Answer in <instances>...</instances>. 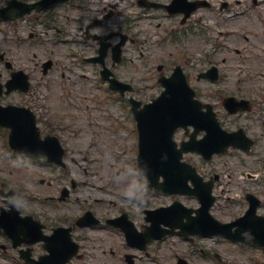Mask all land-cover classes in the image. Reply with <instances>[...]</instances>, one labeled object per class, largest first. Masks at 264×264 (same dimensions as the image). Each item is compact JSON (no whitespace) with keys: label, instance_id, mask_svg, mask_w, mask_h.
I'll use <instances>...</instances> for the list:
<instances>
[{"label":"rangeland","instance_id":"374dc122","mask_svg":"<svg viewBox=\"0 0 264 264\" xmlns=\"http://www.w3.org/2000/svg\"><path fill=\"white\" fill-rule=\"evenodd\" d=\"M211 2V7L194 14L192 27L181 39L176 35L164 37V29L172 25L173 18L160 19L162 24L158 26L157 20L141 21L140 28L144 30L142 38L150 33L149 40L141 39L143 43L136 44L128 42L124 49V62L116 70L120 78L134 84L135 88L129 95L142 103L156 97L162 90L158 82L161 73L157 66L168 62L170 68L178 63L184 66L192 86L198 91V97L204 102H222L224 96L239 88L242 91L239 94L247 98L256 101L264 98V53L260 50H264V0ZM224 2L228 4L224 6ZM3 4L4 0H0V6ZM67 7L55 10L56 17L48 21L52 24L48 29L41 20L31 22L30 18L1 24L0 54L6 52V57L17 69H24L31 75V90L28 93L16 92L10 100L29 103L41 120L46 122L39 123L40 128L62 137L67 150L66 172L79 185L65 203L44 201L46 195L55 194L60 187L56 182L52 187H46L41 180L60 174L62 169L54 170L42 158L14 155L6 145L7 137L0 132V188L17 189L19 194L15 204L23 212L35 216L41 213L52 218L61 214L78 216L81 211L91 207L103 216L113 217L125 210L135 218L137 226L146 223V208L168 205L176 199L188 206H199L195 196L160 193L149 187V181L140 175L134 137L127 134L130 126H119V122L127 119L128 101L110 92L98 73L99 67L96 70L93 64L83 65L82 68L74 64L78 59L72 56L73 48L82 53H90L93 48L81 41H73L77 40L74 34L76 29L75 23L70 20L73 19L72 14L77 12ZM132 15V19L139 17L135 12ZM32 27L41 32V39L31 36ZM59 28H65L68 32L64 35ZM237 48L243 51L248 49L245 54L247 57L251 55V59H247L244 65L252 66L255 71L239 70L241 56L235 51ZM224 57L227 61L218 83L197 79L199 70L212 61L223 64ZM47 58H52L54 65L47 74H43L41 63ZM188 58L191 61L185 64ZM71 66L74 69H69ZM0 72L6 76L4 61L1 60ZM182 133L176 136L178 141ZM254 157L257 156L236 149H228L208 161L198 154L185 156L186 160L204 171L207 178L219 173L220 179L214 191L217 201L211 210L216 218L230 221L241 215L248 205L245 198L248 191L261 193L259 195L264 200V165L255 161ZM119 168L123 173L118 172ZM59 181L65 182L63 178ZM133 184L144 185L142 206H137L128 195ZM259 212L264 213V205ZM80 234L86 236L83 240L85 256L77 261L78 264H85V260L92 263V259L94 264H124L123 253L126 249L119 232L98 227L93 230L81 229ZM110 248L117 253L112 254ZM150 250H153L154 257L145 255L139 264H176L177 255L185 257L190 264H264V251L254 246L249 233L240 243L219 235L197 237L192 242L178 236H167L152 244ZM215 252L222 256V261L214 256Z\"/></svg>","mask_w":264,"mask_h":264},{"label":"flooded vegetation","instance_id":"af4514ba","mask_svg":"<svg viewBox=\"0 0 264 264\" xmlns=\"http://www.w3.org/2000/svg\"><path fill=\"white\" fill-rule=\"evenodd\" d=\"M172 1L173 0H69L75 9L81 11L78 19H74L73 23L76 24H74V28L76 29L75 34L78 38L82 39L75 40L74 42L81 41L85 44L89 43L88 46L92 47L93 50H96V54L99 52L100 43L109 44V49H111L112 44L121 38L122 35H128L129 39L131 38L132 41H135L140 38L141 34V31H138V26L140 25L139 22L146 19L145 17H150V19H157L160 17L174 18L170 33L175 34L177 37L186 36L188 29L190 28L188 24L190 23L191 16L184 21V15L182 13L172 14L168 12L166 5ZM183 1H188L187 3L183 2L185 5L192 6L194 3L199 4L202 0ZM128 11L136 12V14H139V17L137 16L136 19H132L133 15L129 14ZM95 13L98 14L94 15ZM33 16L37 18L49 17L47 13L39 15L34 13ZM177 21H179V24ZM44 22H46V20ZM160 24L161 23L159 22L158 25ZM183 26L186 27L182 28ZM135 27L136 32L134 31ZM59 31H63L64 35L68 32V30L61 28ZM109 34H113L114 36L111 39H107L106 36ZM135 37L137 39H135ZM260 50L264 52L263 49ZM246 51H248V49H246ZM237 53H242V50H237ZM77 54H80V52ZM95 54L92 55L94 56ZM109 54L110 51L107 56H109ZM2 60L4 62L9 61L7 58L5 59V56ZM224 62H226V60ZM10 63L6 64L8 67L6 72L7 76L3 77V73H0V82L2 81L5 83L14 74L15 64L12 62ZM111 66H114V64L112 63ZM159 69L160 71H164L167 67L162 64V67ZM239 70L251 73L255 71L250 65L245 68L239 67ZM262 74H264V71ZM239 92H242L240 88L238 91H233L230 96H235L239 100L250 101L245 102V106H247L245 107L247 108L246 110H238L235 113L230 114L225 108V105L223 104L224 102L213 104V107L223 125V128L237 133L238 144L241 146L237 149L241 152L257 156L254 157V160L263 165L264 156L259 157L258 154L264 155V98L260 101H256L245 97L243 94H239ZM13 93L14 92L2 94L0 99L1 103L3 105L11 103L16 104V102L5 101L6 98H10ZM27 104L21 103V105ZM192 130L193 127H188L187 129L180 128L177 129L176 135L178 136L180 132H183L181 138H184L186 135H189ZM207 131V127L203 125V128L198 131V136L202 137L203 135H206ZM41 133L43 137L54 135L50 130H42ZM241 136H243V138ZM243 147H249V151H246ZM62 167L66 168L67 164ZM63 175H65V173H63ZM52 185L53 181L49 180L48 187H52ZM64 185L65 184H63L62 188L59 190L60 193H65V197H63L65 199H61L62 195H47L46 198L57 199L60 201L68 200L71 197L72 189L76 188L77 182L75 180L70 181V186L68 185V187H71V192L64 189ZM15 197L16 195L13 196V199H15ZM93 211L95 213L92 215L94 222H98L96 225L102 223L103 220L101 218L103 216L98 215V210L93 209ZM20 213L22 214L21 211ZM22 215H28V213H23ZM77 218L78 216H56L53 219L46 214L43 215L41 219L36 218L40 221L39 223L41 225L37 228L38 233L41 236H47L45 240L38 239V234L36 232L30 233L28 230L23 231V229H20L24 235L20 233L15 234L12 237L0 231V237L2 239V242H0V264H62L71 254L73 255L67 264H78L77 261L85 256V253L82 252V248L85 247H83L84 239H82L80 234L81 228L75 225ZM26 223L30 222L26 221ZM59 226L71 228L55 231ZM158 242V240H152L143 248H139V250L131 248L132 252L130 253L133 255L128 256L126 252L124 254V264H139L144 259L145 255L154 257V252L153 250H150V247L152 244ZM64 247L68 248L67 251H63ZM48 248H50V251ZM156 250L158 251L159 247H157ZM104 252L106 253V250H104ZM111 253L115 254L117 252L111 250ZM85 264H94L93 259L92 263H90L89 260H85Z\"/></svg>","mask_w":264,"mask_h":264},{"label":"water","instance_id":"95a60500","mask_svg":"<svg viewBox=\"0 0 264 264\" xmlns=\"http://www.w3.org/2000/svg\"><path fill=\"white\" fill-rule=\"evenodd\" d=\"M15 2L18 3L19 7L13 8V13L10 12V8L3 9L0 12L1 20L15 18L23 15L25 12L30 11L31 7H28V4L17 1ZM164 83L166 86V90L162 93V95L154 102L148 104L145 110H143L142 112L138 111L137 116L139 118V124H142L141 126L153 136V129H158L159 125L155 124L152 118H156L157 116L161 117L158 136L161 135L162 140L160 141L163 142L166 153L150 148L149 145L152 143V138L147 133L145 134V136L142 135V149L140 153L141 168L144 174L152 180V183L159 187L162 186V189L186 192L185 187L179 184L181 182V178L185 181L186 178L189 177L195 181V179H198V177L195 175L194 170H192L189 166L180 163V156L182 150L178 151L175 149V144L172 143L171 136L174 129L179 126L180 123L185 119H187L186 122L190 121L192 123H196V120H198V118L194 117L195 114L194 110L192 109V106L195 105L196 101H194L193 99L194 92L187 85L180 68H177L176 72L171 78L164 79ZM13 115V113L9 114L5 111L0 112V123L8 124L9 120L13 122L11 118ZM173 115L177 116L176 121L172 122ZM142 116L144 117L142 118ZM211 118V123L209 124L210 135L204 141V143L202 145H199L197 148H183V150L197 149L199 151H202L205 155H210L214 151H219L223 149L224 144L219 140V137H216V133L220 135V132L216 130V128H218L217 122L215 123L213 116H211ZM163 123H171V125L168 127V125ZM148 126H150L151 128L148 129ZM35 129L36 128L34 127V136L31 137V140L25 139V142L29 143L33 140H37V137L35 135ZM18 141V138L12 139V143L14 142L18 144ZM21 142H24L23 137H21ZM230 142L231 140L228 139V143ZM20 144L26 145L23 143ZM26 147H28L29 149L31 148L30 146ZM46 152H50L49 146ZM61 153L62 151L57 146V148L51 153L50 157L52 159L59 160L62 155ZM183 171L187 173V176L185 178L183 177V175H181ZM160 175H163L165 177V181L162 184L158 183L157 181ZM199 194L202 197L204 196L202 192H199ZM178 205L181 206L180 204ZM209 206L210 203L204 204L203 207L197 209V216L190 215L193 210L183 208L181 218L185 215L189 218V222L187 224H184V226L182 225V233H201L206 235L210 233L222 232L238 237V234H232L230 230L231 225L220 224L210 217ZM171 209V207L162 208V211L157 213L158 215H160V218L158 219H155L154 216L150 215L148 219L151 220L153 223L151 227H159L161 223L171 226V228L180 226V224H178V222L174 221L172 218L171 219L173 221L171 219H165V217L168 216L169 218L172 214ZM179 216L177 215V217ZM199 218L200 220L202 219L201 222L197 221V219ZM212 222L214 223V225ZM169 232L171 231L160 230V234H158L157 236L162 237L164 234ZM256 235L258 237L257 240L264 243V233H258Z\"/></svg>","mask_w":264,"mask_h":264},{"label":"clouds","instance_id":"9594fccd","mask_svg":"<svg viewBox=\"0 0 264 264\" xmlns=\"http://www.w3.org/2000/svg\"><path fill=\"white\" fill-rule=\"evenodd\" d=\"M144 185L143 184H133L132 187L128 191L129 196H137L142 201L144 198Z\"/></svg>","mask_w":264,"mask_h":264}]
</instances>
